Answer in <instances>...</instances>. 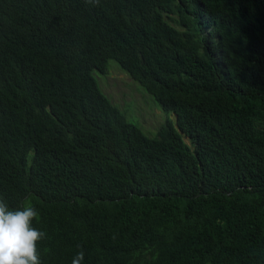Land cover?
Here are the masks:
<instances>
[{"label": "trees", "instance_id": "1", "mask_svg": "<svg viewBox=\"0 0 264 264\" xmlns=\"http://www.w3.org/2000/svg\"><path fill=\"white\" fill-rule=\"evenodd\" d=\"M109 60L176 126L127 120ZM0 200L41 264H264V0H0Z\"/></svg>", "mask_w": 264, "mask_h": 264}, {"label": "rangeland", "instance_id": "2", "mask_svg": "<svg viewBox=\"0 0 264 264\" xmlns=\"http://www.w3.org/2000/svg\"><path fill=\"white\" fill-rule=\"evenodd\" d=\"M92 75L100 89L124 113L127 120L138 125L146 135L156 136L160 127L169 119L171 124L176 126V115L171 111H163L116 61H108L106 73L94 69ZM183 140L190 144L185 135Z\"/></svg>", "mask_w": 264, "mask_h": 264}, {"label": "clouds", "instance_id": "3", "mask_svg": "<svg viewBox=\"0 0 264 264\" xmlns=\"http://www.w3.org/2000/svg\"><path fill=\"white\" fill-rule=\"evenodd\" d=\"M36 218L38 211L31 204L10 210L0 200V264H41L37 243L46 234L33 226ZM83 259L84 252L79 251L72 264H81Z\"/></svg>", "mask_w": 264, "mask_h": 264}]
</instances>
